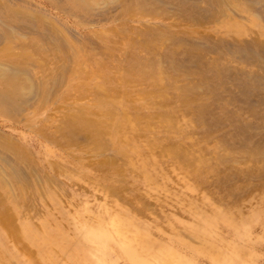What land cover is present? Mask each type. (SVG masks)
I'll return each mask as SVG.
<instances>
[{"label": "rangeland", "instance_id": "obj_1", "mask_svg": "<svg viewBox=\"0 0 264 264\" xmlns=\"http://www.w3.org/2000/svg\"><path fill=\"white\" fill-rule=\"evenodd\" d=\"M32 1L86 40L76 46L54 25L76 51L74 62L45 52L43 60L17 61L41 79V96H53L40 111H0V151L21 173L6 170L11 192L0 183V264H264V162L257 154L264 98L254 96L264 91L232 96L222 83L197 91L185 75L147 68L150 54L168 51L162 41L144 42L156 31L264 42V26L245 13L248 6L239 14L257 36L240 28L241 36L222 33L230 22L204 28L193 21L195 9L187 13L192 21L178 20L154 1L145 3L154 13H144L140 0L128 10L98 6L85 14L94 22L87 25L59 8L71 0ZM200 104L213 111L203 114Z\"/></svg>", "mask_w": 264, "mask_h": 264}, {"label": "bare ground", "instance_id": "obj_2", "mask_svg": "<svg viewBox=\"0 0 264 264\" xmlns=\"http://www.w3.org/2000/svg\"><path fill=\"white\" fill-rule=\"evenodd\" d=\"M135 1L136 0H71L64 2L62 0H58V3L64 2L63 4L61 3L60 7L58 4H54V2L52 4L54 7H59L64 12L74 14L75 15L74 17L79 19L80 22L83 24L84 22L87 21V20L85 21L86 19L85 14H87L88 12H93V10L98 6L104 5V7H106L108 4H110L111 9L113 10H116L118 8L121 9L127 8L126 10H128V6H133ZM147 1H154L158 3L160 2L167 5L168 9L172 10L178 15V20H179V16L191 20L190 16H187L188 15L187 13H190L192 10L195 9L200 13V15L199 17H192L193 21L200 25H203L204 28H205V24H209V23H213L214 25L217 26H224L227 25L228 22H230L232 24L230 29L224 31L221 30L222 33H227L229 35L230 33H236L241 36V34L239 33H241V30L243 29L242 30L243 33L247 34L249 32V34H253L257 36L259 35V32H256L255 30L252 29V27H249L247 25L250 22L248 16L239 14L240 11L239 9H242L244 7V6L242 7V4H245L248 6L246 10H244L245 13L246 11L249 12L251 11L256 17L257 21H259L264 26V0H232V5H230L227 0H169L168 2L164 0H140L138 7L141 8V10L144 13H149V12L154 13L153 9L147 7L148 5L147 6L145 5V3H148ZM1 2L6 3L7 5ZM23 2L27 5H23L22 4ZM235 3L237 4L235 5ZM37 5L32 0H0V56H2V58H0L1 59L0 60V111H3L5 115L9 114L10 117L12 114L19 115V113L23 111V106L25 105L26 108L27 106H31V108H34L35 110L38 109L40 111L41 109H44V106L48 104V102H50V99H52L50 97L53 96L49 94L44 96L40 95L41 91L44 90L43 82H41V79L31 76L32 74L30 73V71H27L28 69L27 70L26 68L23 69V67L18 65L17 64L18 60L20 61L43 60L44 58L43 52L48 53L46 57H50L51 60H59L60 59L59 53L64 54V58L68 63L69 62L72 63L75 60L76 51L73 49L72 44L67 43L68 40L66 41L64 39L65 37L64 34H61L59 32H54L52 30V28H54L53 27L54 25L63 27V29L65 28L64 25L61 24L57 18L52 16L49 10L43 8L42 6L39 5L37 6ZM212 11H214L215 13H210ZM155 14L161 15L157 13ZM87 23L93 24L94 22L88 21L84 23V25H87ZM238 28H240L241 30H238ZM165 29H170V27H165ZM65 30L68 34H71L70 36L72 38L71 37L70 38L72 39V42L75 45L76 44L81 45L83 44V41L86 40L85 37H82L78 32H72V30H70L69 28H65ZM263 33L264 32L260 31L261 35ZM70 38L69 40H71ZM219 38H221V40H217V38H215L216 40L214 39V41H211L206 37L185 38L178 35H172V33L168 31H162V32L156 31L154 33L153 41L144 40V42L155 43L157 41H162L163 44L161 43V45L165 46L164 48L168 51V53L166 55H163L161 51L160 52L157 51L155 53L150 54L147 57L148 59L147 68L152 69L151 67L153 65H156L157 67L158 66L165 68L167 67L164 73L175 72L179 75H185L190 80L197 81V83L193 84L195 90L197 91H206V90H211L212 88L214 89V87H212L211 85L214 83H220V85L222 83L223 86L221 85L220 89L229 91V94L232 96H233V92L231 91H245V92L249 91L251 92V94L253 91H255V93L256 91H264V42H258L256 40L257 39L256 37L248 40H239V39L230 40L225 37H219ZM154 49L155 48L151 50ZM34 51H37V53H35ZM155 60L158 61V65ZM68 63L67 65L66 64L62 65L63 70H66L67 67L65 66H68ZM242 64L246 65V67H251V68L241 67ZM26 65L32 66V63H27ZM161 72L159 73V75H161ZM146 73H147L146 69L143 70L142 74L145 75ZM21 75L27 76V78L25 79L23 78L24 79L23 80L21 79L23 77ZM58 75H60V73ZM61 77H59V80ZM48 80H46V82ZM225 81L231 83V85L226 86L224 84ZM51 84H49L50 86L47 85V87L50 88L53 85ZM51 94H55L54 91H52ZM254 96L259 98L261 97L260 99L264 98V96L261 95L260 96L254 95ZM216 98L218 99V96ZM184 99H186L185 96ZM259 103H261V101H259ZM201 106L203 107L202 110L200 111H202L203 113V111L204 112L206 111L205 107L207 105L202 104ZM210 107L212 106H209V109H211ZM61 109H63V106L58 108L56 104L55 111L58 112ZM207 111L212 112L213 110L211 111L207 109ZM225 117L226 119L230 120L231 123L232 122L237 123L239 120L238 117L230 114L227 115V113L225 114ZM203 122L207 123L208 119H203ZM219 123H221V120H219ZM248 126L249 128H251L250 125ZM243 128L244 127L239 126L238 129L241 130L240 133L246 131V129L244 130ZM6 147H7V143H5V148ZM13 148L15 151L19 150L16 145H13ZM1 151H0V183L4 185L3 187H7V189L9 188L11 192V188L13 186L11 187L10 185L11 182H9L8 180L9 176L7 175V171L12 176L15 175V177H18L20 173L19 170L20 166L17 167L16 164L12 162L13 159L7 158V155L5 154L3 155ZM257 154L261 155L262 157L259 158V161L261 160L260 162H264V145H259L257 147ZM15 162H17V160ZM30 178L31 177H29L28 179L27 177L25 179H28V181H30Z\"/></svg>", "mask_w": 264, "mask_h": 264}]
</instances>
